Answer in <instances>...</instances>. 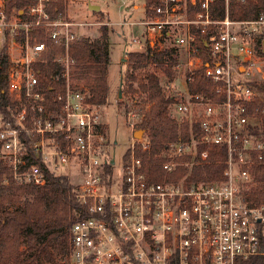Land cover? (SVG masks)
Here are the masks:
<instances>
[{
  "label": "built area",
  "instance_id": "built-area-1",
  "mask_svg": "<svg viewBox=\"0 0 264 264\" xmlns=\"http://www.w3.org/2000/svg\"><path fill=\"white\" fill-rule=\"evenodd\" d=\"M51 1L31 0L7 17L0 0V49L6 44L15 104L10 117L0 113V158L17 184L43 186L47 173L78 177L74 197L85 218L70 228L64 264H240L264 257V205L248 197L264 151V105L255 106L264 102V12L214 19L215 0H158L139 23L142 40L132 43L176 49L175 76L162 86L174 97L172 115L190 122L186 138L180 133L165 145L163 178L154 181L136 155L150 145L144 130L133 136L139 117L131 111L132 141L116 168L103 106L70 84L68 45L87 24L69 20L65 9L52 14ZM49 58L64 84L58 109L48 107L35 69ZM215 162L224 164L218 180L196 181L191 173L175 180L179 168Z\"/></svg>",
  "mask_w": 264,
  "mask_h": 264
},
{
  "label": "trees",
  "instance_id": "trees-1",
  "mask_svg": "<svg viewBox=\"0 0 264 264\" xmlns=\"http://www.w3.org/2000/svg\"><path fill=\"white\" fill-rule=\"evenodd\" d=\"M31 0H5V12L9 17L14 11L22 10ZM158 0H143L145 16L153 15L152 8ZM67 0H52V14L63 12ZM214 19H222L227 14L233 21L252 19L264 12V0H215L211 4ZM38 41H46L42 30L31 29ZM100 36L95 39L78 37L68 45V53L73 60L70 69L72 87L86 91V99L91 104L106 105L109 102L108 67L111 63L107 49V28L99 29ZM264 40V37L262 38ZM125 44L127 45L126 41ZM134 44V43H133ZM142 51L124 53V71L120 73L119 89L125 111L137 114L139 120L135 128L146 133L149 149L137 148L136 155L142 159L146 176L154 181H161V164L164 158L162 150L169 141L177 139L181 133L186 138L190 122L179 121L171 113L174 97L163 89L161 79H173L174 68L178 64L176 49L157 50L145 42ZM196 45L203 61H207L204 44L198 35ZM61 48L53 50L58 53ZM8 67L7 46L0 49V113L10 117L15 107L6 82ZM40 86L44 87L46 103L52 109H58L56 93L64 89L63 81L56 77L60 69L48 59L46 66L36 65ZM203 68L200 69L201 72ZM200 77V73H197ZM200 78L189 87L194 90L199 86ZM123 99L116 98V106L122 105ZM131 106L132 109L129 107ZM264 105L257 101L255 106ZM107 125L103 129L107 130ZM111 140V149L114 147ZM128 155L125 152L124 157ZM224 169L222 163L182 167L177 171L176 181L182 175L191 173L196 181H214L221 178ZM254 186L248 197L258 205H264V151L262 157L252 169ZM75 187L65 174L46 175L43 186L17 184L0 158V264H64L69 253L70 228L85 218L83 209L76 203ZM240 264H264V257H252Z\"/></svg>",
  "mask_w": 264,
  "mask_h": 264
},
{
  "label": "rangeland",
  "instance_id": "rangeland-1",
  "mask_svg": "<svg viewBox=\"0 0 264 264\" xmlns=\"http://www.w3.org/2000/svg\"><path fill=\"white\" fill-rule=\"evenodd\" d=\"M90 6L98 7L99 10L92 12L89 10ZM65 13L69 20L87 24L79 29L78 34L80 37L98 38L100 36V27L106 26L107 28V49L111 58L107 71L109 102L106 105H102L101 109L104 125L108 127L106 131L109 139L116 140L112 150L114 152L115 165L118 168L132 141L128 130L130 129L129 122H133L132 115L127 119V111H125L123 106L125 99L122 98V95L118 97L120 73L125 68L123 65L125 63L123 61L124 53L142 51L143 48L142 45L131 42V39L142 40L141 35L144 29L139 23L145 21L146 17L143 0H67ZM116 98L123 99L122 105L119 107L116 106ZM129 108L132 109L131 106ZM130 111L132 112V110ZM69 179L71 183L78 182L76 174L69 175Z\"/></svg>",
  "mask_w": 264,
  "mask_h": 264
},
{
  "label": "water",
  "instance_id": "water-1",
  "mask_svg": "<svg viewBox=\"0 0 264 264\" xmlns=\"http://www.w3.org/2000/svg\"><path fill=\"white\" fill-rule=\"evenodd\" d=\"M89 10L92 11V12H97L99 9H98V7L90 6L89 7ZM263 53H264V51H263ZM120 86H121V82H120ZM120 96H121V90L119 89V95H118V97H120ZM142 134H143V129H136L133 132V136L135 138H140L142 136ZM114 143H116V140H114Z\"/></svg>",
  "mask_w": 264,
  "mask_h": 264
}]
</instances>
